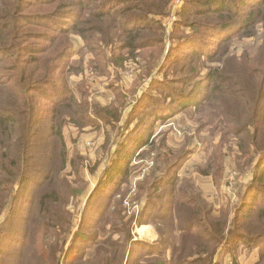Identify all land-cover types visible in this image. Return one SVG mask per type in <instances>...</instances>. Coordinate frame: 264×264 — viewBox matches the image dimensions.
I'll return each mask as SVG.
<instances>
[{
    "label": "trees",
    "instance_id": "trees-1",
    "mask_svg": "<svg viewBox=\"0 0 264 264\" xmlns=\"http://www.w3.org/2000/svg\"><path fill=\"white\" fill-rule=\"evenodd\" d=\"M170 1L0 0V54H8L12 63L16 65L14 68H20L14 82L0 78V207L10 202L13 208L20 200L22 191L37 188L32 193L37 200L32 202L29 209L22 210L25 216L22 218L20 235L18 237L8 235L6 226L0 229V264H59L57 252L61 254L67 242L71 225L66 209L68 200L65 196L69 197V193L75 195L77 192L74 187L69 188L66 174L68 156L62 129L68 122L77 125V121L66 118L65 122V119H61V114L71 115L73 108L81 109L82 104L76 101V96L68 85H64L63 90L59 92L53 86L64 81L65 71L63 68L60 69L58 61L63 63L71 57L69 40L76 36L87 41L90 34H97L104 27L108 29L106 41L91 44L100 45L109 51L111 59H116L123 52L134 55L153 49L161 52L162 47L159 44H162L163 28L157 26L156 17L167 15ZM189 4L201 7L191 11V15L194 16L191 27L198 26L196 32H203L207 36L204 44L215 42V46L209 50L201 49L191 38V34L184 32L179 35L181 43L185 46L188 43L192 44L189 47L191 59L197 56L201 58L204 52L208 54L204 55L205 61L187 66L189 76L186 81L192 82L193 87L186 94L187 97L181 94L182 99L177 101V105L181 111L192 108L200 112L208 108L214 113L222 107V114L227 118L220 120V113H216L215 116L219 120L218 125H224V139L233 138L235 132L237 135H248L250 130L252 131L250 137L253 144L258 146L260 161L241 202H251L257 196L261 199L250 203L253 204V208L248 206L244 211L237 210L232 219H229L230 214L226 212L223 220H213L208 227L201 226L200 230L201 220L197 218L200 209L196 207L194 223L183 231L184 234L179 235L183 236V239L189 236L195 240L196 257L192 263L175 261L185 251L184 246L175 245L169 246L168 255L164 251L157 252V257L164 259L148 262L149 258L153 259L151 251L144 256L142 253L147 246L149 249H153L154 246L142 244L141 247H137L136 258L125 264H212L217 250H222V247H226L227 253L231 255L230 264H238L236 253L239 248L234 242H243L258 250L259 260L255 264H262L264 247L260 248L256 244L264 239V53H255L253 56L243 53L237 58L230 53L220 52L234 41L256 38L259 25L264 29V0H187L184 8ZM32 11H46L43 15L47 17L37 20L35 17L26 16L25 13L33 14ZM59 21H62L63 25H59ZM94 23H100L101 29L91 26ZM42 27L48 28L56 35L46 39L48 42L46 46L36 49L32 43L39 36L35 29ZM13 28L16 32L11 34ZM64 44L66 46L62 47ZM262 50L264 51V44ZM93 57L91 65L98 57L103 62L107 60L103 53H95ZM145 65L150 71L155 67V59H147ZM201 70L207 71L206 75L201 76ZM186 81L179 80L177 83L185 88ZM47 88L52 94L48 97L47 109H43L39 98L45 94ZM166 95L167 98L173 97L171 93ZM232 116L244 118L245 126L235 131ZM40 129H43L45 134H41ZM152 135L150 132L143 138L133 140L132 147L126 151L117 147L116 156L118 157L121 152H125L127 156L146 148L150 145L148 141ZM44 147L48 149L43 150ZM128 164L130 163L126 162L125 166L121 167L116 161L112 162L105 169L109 173L105 171L103 175L105 178L103 177L104 180L101 182L114 186L117 183H126L130 169ZM33 174L38 175L33 179L31 177ZM74 175L78 176L76 169ZM160 181L158 179L150 182L151 192L147 195L142 209L144 213L152 211V217H158L168 205L178 209L189 208L198 197L186 199L184 193H176L175 181L172 179L165 183L170 188L169 194L160 195L157 193ZM64 185L68 187L67 191L60 190ZM252 192L256 196L249 199ZM102 194L103 197L107 196L105 192ZM165 198L166 200H163ZM158 201L166 203L167 206H159ZM111 204L109 197L104 201L100 213L106 215L113 208L114 214L120 205ZM211 213V210L207 211L208 215ZM167 216L168 214L159 219L165 220ZM207 220H210V217H207ZM32 222L36 223L34 228L30 229ZM250 225L246 231L247 236L243 235L240 230ZM253 232H258L253 236L260 238L248 237L252 236ZM158 234L160 237L163 235L162 232ZM7 239L9 243L6 245ZM78 240L68 245L62 264L80 262L79 255L69 257L74 250L76 251V247L83 243V239ZM89 241L92 242L93 237ZM210 242L214 245L212 252L207 253L204 251L205 244ZM104 244V241L98 242V247H102L101 251ZM116 250L115 255L120 259L117 264H121L128 249L116 245Z\"/></svg>",
    "mask_w": 264,
    "mask_h": 264
},
{
    "label": "rangeland",
    "instance_id": "rangeland-1",
    "mask_svg": "<svg viewBox=\"0 0 264 264\" xmlns=\"http://www.w3.org/2000/svg\"><path fill=\"white\" fill-rule=\"evenodd\" d=\"M186 3L187 0H171L167 15L156 17L157 26L163 28L162 44H159L162 47L161 52L157 49L146 50L138 55L123 52L116 59H111L109 51L100 45L91 44L106 41L108 38V29L100 23H94L91 26L98 29L102 27L100 32L90 34L87 41L72 37L71 41L69 40L71 57L63 63L58 61L60 69L65 71V77L63 83L60 81L53 87L59 92L63 90L64 85H68L75 94L76 101L82 104L81 109L74 107L71 115L61 114V119H65V122L66 118L77 121V125L68 122L62 129L68 156L66 174L69 188L74 187L77 193L65 196L68 200L66 209L71 229L63 252H57L59 264L64 261L68 245L78 239H83V243L69 255L70 258L79 255L81 260L78 264H117L120 259L115 255L116 245L128 249L121 261V264H125L136 258L137 247L142 244L154 246L153 249L147 246L142 253L144 256L151 251L153 259L149 258L148 262L164 259L157 257V252L164 251L168 255L169 246L175 245L185 248L184 253L175 261L192 263L196 257L195 240L189 236L183 239V236L179 235L184 234L183 231L194 223L196 207L200 209L197 217L201 220L200 230L201 226L208 227L213 220H223L226 212L230 214L229 219H232L237 210L244 211L248 206H253L250 205L252 201L261 199L258 196L254 199L256 194L252 192L249 199L254 200L241 202L260 161L258 146L253 144L250 137L252 131L250 130L248 135H237L235 132L233 138L224 139V125H218L219 120L215 116L220 113V120L227 118L222 114V107L214 113L208 108L200 112L192 108L181 111L177 105V101L182 99L181 94L187 97L186 94L193 87L192 82L186 81L189 76L187 66L205 61L204 55L208 54L204 52L201 58L197 56L191 59L189 47L192 44L185 46L181 43L179 35L184 32L191 34V38L201 49L209 50L215 46V42L204 44L207 36L203 32H196L198 26L191 27L194 22L191 11L201 7L189 4L184 8ZM32 13L25 14L37 20L47 17L43 15L46 11ZM62 23L59 21V25H63ZM257 30L256 38L234 41L220 53H230L237 58L243 53L249 56L264 53V29L259 25ZM35 31L39 35L38 39L32 42L36 49L46 46V39L56 35L43 27ZM15 32L13 28L11 34ZM64 46L66 45L62 47ZM91 53H103L107 60L103 62L98 57L91 65L94 61ZM149 58L155 59V67L150 71L145 65ZM0 59V78L14 82L20 68H14L16 65L8 54H0ZM206 72L201 70L200 75L204 76ZM179 80H185L187 86L182 87L177 83ZM168 93L173 97L167 98ZM51 94L47 88L45 94L40 96L43 109H47L48 97ZM229 109L231 110V106ZM113 117L114 119H111ZM232 120L235 131L242 129L246 124L242 117L232 116ZM39 132L45 134L43 129ZM150 132L153 135L148 141L149 146L137 150L134 154L126 156L125 152H121L116 156L117 147L126 151L132 147L133 140L143 138ZM46 149L48 148L44 147L43 150ZM114 161L121 167H124L126 162L130 163L127 182L117 183L116 187L114 184L101 182L105 178V169ZM75 169L78 171L76 177ZM37 175L33 174L31 177L34 179ZM158 179L161 180L158 194H169L170 188L165 183L172 179L175 181L176 193H184L186 199L198 196L196 201L185 209L168 205L158 217H152V211L144 213L142 209L147 195L151 192L150 182ZM36 190L37 188H27L22 191L20 200L13 208L10 202L0 207V229L6 226L8 235H20L22 218L25 216L22 210L29 209L32 202L37 200L35 195L32 196ZM60 190L67 191L68 187L64 185ZM104 192L106 197L111 198V205H120L114 214L113 208L106 215L100 213L104 201L108 199L103 197ZM158 205L167 206L162 201H158ZM208 210L212 211L210 215L207 214ZM166 214L168 216L165 220L159 219ZM207 217H210V220H207ZM35 223H31L30 229L34 228ZM250 227L251 225L243 228L241 233L247 236L246 231ZM159 232L163 233L162 237ZM257 233L253 232L252 236L248 237L258 239L260 237L253 236ZM223 236H226L225 233ZM91 237L92 242L89 241ZM101 241L105 243L102 251V247H98V242ZM8 243L9 239L6 240V245ZM213 245L212 242L205 244L204 251L212 252ZM234 245L239 248L236 253L238 264H255L259 260L258 250L255 248L243 242H234ZM256 245L264 247V239ZM111 246L113 248H110ZM230 259L231 255L227 253L226 247H222V250H217L212 264H230Z\"/></svg>",
    "mask_w": 264,
    "mask_h": 264
}]
</instances>
